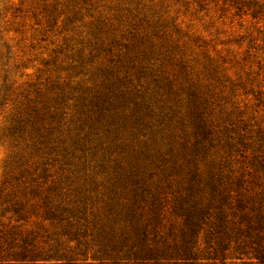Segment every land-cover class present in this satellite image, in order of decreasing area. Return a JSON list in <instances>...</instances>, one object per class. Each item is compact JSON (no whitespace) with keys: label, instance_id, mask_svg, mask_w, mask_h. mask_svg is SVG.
I'll use <instances>...</instances> for the list:
<instances>
[{"label":"rangeland","instance_id":"374dc122","mask_svg":"<svg viewBox=\"0 0 264 264\" xmlns=\"http://www.w3.org/2000/svg\"><path fill=\"white\" fill-rule=\"evenodd\" d=\"M0 264H264V0H0Z\"/></svg>","mask_w":264,"mask_h":264}]
</instances>
